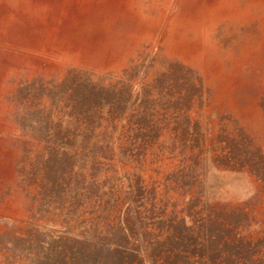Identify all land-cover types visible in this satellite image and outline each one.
Masks as SVG:
<instances>
[{
	"label": "rangeland",
	"instance_id": "obj_1",
	"mask_svg": "<svg viewBox=\"0 0 264 264\" xmlns=\"http://www.w3.org/2000/svg\"><path fill=\"white\" fill-rule=\"evenodd\" d=\"M0 264H264V0H0Z\"/></svg>",
	"mask_w": 264,
	"mask_h": 264
}]
</instances>
